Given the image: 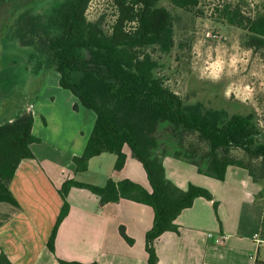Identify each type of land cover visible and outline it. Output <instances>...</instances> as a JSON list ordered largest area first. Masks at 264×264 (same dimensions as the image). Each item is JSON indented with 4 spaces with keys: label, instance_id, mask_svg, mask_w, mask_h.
<instances>
[{
    "label": "trees",
    "instance_id": "obj_1",
    "mask_svg": "<svg viewBox=\"0 0 264 264\" xmlns=\"http://www.w3.org/2000/svg\"><path fill=\"white\" fill-rule=\"evenodd\" d=\"M92 1L60 0L47 14L25 11L15 23L16 39L20 47L33 49L37 71L55 70L60 86L96 114L84 153L73 158L76 172H87L90 161L103 154L116 156L120 172L129 151L143 165L150 189L129 179H109L105 186L65 181L59 190L64 205L48 246L55 252L58 230L70 212V190L82 188L97 195L102 206L121 200L150 206L155 219L146 237L148 263L159 264L156 241L178 232L176 220L197 198L213 200L204 188L183 190L168 179L166 158L192 164L219 181H225L230 167L244 169L262 186L257 200L264 204V128L258 115L192 102L170 83L171 75L187 67L195 43L184 20L194 23L210 8L209 17L244 31L245 46L260 50L264 10L251 9L244 0H113L115 20L107 28L103 17L89 19ZM34 122V115L25 113L0 123V178L7 186L24 160L35 159L31 146L41 139L33 133ZM234 150L244 157L234 156ZM120 234L134 244L123 226ZM0 264H12L5 253Z\"/></svg>",
    "mask_w": 264,
    "mask_h": 264
},
{
    "label": "crops",
    "instance_id": "obj_2",
    "mask_svg": "<svg viewBox=\"0 0 264 264\" xmlns=\"http://www.w3.org/2000/svg\"><path fill=\"white\" fill-rule=\"evenodd\" d=\"M42 71L45 79L41 92L29 103L34 105L33 111L25 106L16 116L0 113V123L32 113L33 133L41 139L31 146L35 159L21 163L10 186L0 178V254L5 253L12 264H60V260L149 264L146 237L154 224V210L130 200L102 206L97 195L82 188L70 190V212L58 230L55 252L50 250L48 243L64 205L59 190L65 181L105 186L109 179H129L147 189L150 184L143 165L129 151L124 169L108 175L104 183L91 182L85 176L97 157L90 161L87 172H76L73 158L84 153L96 114L60 86L56 71ZM164 166L168 179L178 187L204 188L213 200L197 198L176 220L178 232H166L156 241L159 264L262 262L264 244L258 246L253 240L258 233L264 240V204L257 200L262 186L248 171L230 167L225 181H219L200 174L192 164L170 157ZM122 226L134 240L133 245L121 236Z\"/></svg>",
    "mask_w": 264,
    "mask_h": 264
},
{
    "label": "rangeland",
    "instance_id": "obj_3",
    "mask_svg": "<svg viewBox=\"0 0 264 264\" xmlns=\"http://www.w3.org/2000/svg\"><path fill=\"white\" fill-rule=\"evenodd\" d=\"M57 1L0 0V113L5 117L16 116L34 102L45 79V73L36 70V60L31 59L33 49L19 47L15 23L25 11L47 14ZM244 1L251 9L264 10V0ZM206 11L207 16L194 23L184 20L195 34V43L187 67L171 75V86L192 102L202 101L230 114L255 112L264 128V49H248L244 31L217 23L209 17L210 8ZM88 17H103L106 27L112 26L113 0H93ZM51 71L48 69V74ZM233 155L244 157L240 150H234ZM116 159L113 154L97 157L85 176L91 182L104 183L108 175H114Z\"/></svg>",
    "mask_w": 264,
    "mask_h": 264
},
{
    "label": "built area",
    "instance_id": "obj_4",
    "mask_svg": "<svg viewBox=\"0 0 264 264\" xmlns=\"http://www.w3.org/2000/svg\"><path fill=\"white\" fill-rule=\"evenodd\" d=\"M33 109H34V105H32V104H28V105H27V110H28L29 112H32ZM253 240L255 241V243H256L258 246H261V245L264 244V240H263V238L261 237V235H260L259 233L254 235ZM259 264H264V259H263L262 262L259 263Z\"/></svg>",
    "mask_w": 264,
    "mask_h": 264
},
{
    "label": "water",
    "instance_id": "obj_5",
    "mask_svg": "<svg viewBox=\"0 0 264 264\" xmlns=\"http://www.w3.org/2000/svg\"><path fill=\"white\" fill-rule=\"evenodd\" d=\"M263 139H264V137H263Z\"/></svg>",
    "mask_w": 264,
    "mask_h": 264
}]
</instances>
